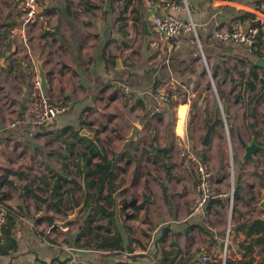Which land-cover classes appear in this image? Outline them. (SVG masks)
Returning <instances> with one entry per match:
<instances>
[{
    "label": "crops",
    "instance_id": "obj_1",
    "mask_svg": "<svg viewBox=\"0 0 264 264\" xmlns=\"http://www.w3.org/2000/svg\"><path fill=\"white\" fill-rule=\"evenodd\" d=\"M171 1L180 3L38 0L41 18L24 29L18 0H0V195L11 213L5 229H10L15 240V245L5 243L0 230V246L4 245L0 264H202L204 256H211L212 264L220 261L228 227V258L243 259L242 250L253 245V251L244 260L264 264L263 246L252 244L256 236L246 237L239 230L243 218L249 222L256 218L258 210L264 211L259 206L264 177L253 174L252 168L258 164L253 157L252 161L244 160V156L237 161L240 183L236 196L234 184L228 187L226 175L216 165L215 187L225 194V199L196 209L191 168L175 158L167 161L169 177L166 171L156 173L152 170L156 159L142 143L153 132L146 128L147 124L163 115L152 113L156 102L145 93L149 87L162 85L170 78L188 82L193 89L196 85H208L205 65L216 78L221 71L228 76L231 68L247 73L251 65L264 67V32L259 40L255 39V47L220 41L215 36L216 31L235 22L243 27L251 24L252 20L241 18L246 14L255 18L253 12H258L264 16V0H185L200 49L192 33L184 32L168 40L151 31L149 18ZM143 20L149 25L147 33ZM257 52L261 57L255 55ZM34 59L46 72L47 92L68 102L67 112L45 126L34 125L30 120L32 70L37 73ZM122 87L128 88V95H123ZM212 106L203 107L205 119L215 114ZM231 112L228 116L232 134L245 147L243 112ZM144 114L147 118L139 136L124 149L132 124H138ZM164 114L169 115L165 108ZM65 127L85 130L93 134L86 138L97 137L101 144L102 139L109 140L111 146L119 144V150H113L111 155L105 152L109 158L118 157L114 184L119 185L118 194H123V201L117 205L119 210L116 207L117 224L123 236L135 239L129 242L130 252L125 249L117 255L110 249L85 247L80 243V235L72 234L69 226L62 229L54 225L55 221L50 226L47 219L53 215L42 202L33 199L27 179L16 175L25 174L23 168L34 159L32 149H41L48 132L64 136L59 131ZM218 130L219 127L211 135L207 151H212L213 145V150H223L224 144L219 147ZM67 134L71 142H76L71 133ZM172 134L168 132L164 143L156 137L151 141L162 148L167 143L175 146L178 137ZM135 148L144 154L142 160L133 159ZM228 188L233 189L231 208ZM112 210L113 207L109 209ZM260 216L264 218V212ZM104 223L103 234L113 235L112 221Z\"/></svg>",
    "mask_w": 264,
    "mask_h": 264
},
{
    "label": "rangeland",
    "instance_id": "obj_2",
    "mask_svg": "<svg viewBox=\"0 0 264 264\" xmlns=\"http://www.w3.org/2000/svg\"><path fill=\"white\" fill-rule=\"evenodd\" d=\"M258 22L260 23L264 31V21L262 20ZM262 55H264V52ZM240 66L242 67V64H240ZM241 73H243V71H238L237 69L231 68V70H229L228 76L226 71H221V73L219 74L220 76L216 78L214 77L213 71L210 70V80L205 69V75L207 77L206 81L208 85L205 84L202 87H199L198 85H196V87L193 86L194 89H191L189 102H183L186 103L184 104L186 120L183 121V126L185 127L186 134L183 132H177L178 134L182 135L183 138H180L174 134L177 123L175 102L171 103L172 111L169 115L166 116L163 109V111L161 112L163 113V115H160V117L158 119H155L153 123L151 122L147 124L146 128H152L153 132L149 137L147 136L146 141H143L142 143L146 144V146L151 150V154L153 155L154 159H156V162L153 163L152 170H154L156 173H164V163H167V161L169 162V160L175 158L182 159L186 163V166L190 169L184 155L185 146L188 144L195 155L201 158L203 157L202 159L207 164L209 170L213 174L214 179H216V176L218 175V173H216L217 165L220 167L217 169L222 174L226 175V182L229 184L228 187L230 188L232 183L235 184L236 177L239 176L237 161L243 158V154H245V147L239 145L238 138H236V136L232 134L231 122L228 116L232 113L231 109L236 110L237 113L243 112V131L247 130V133H244V136L242 137V139L245 140V146L250 145L251 140L255 139L256 143L259 146L264 147V95L260 94L254 100V103H252L254 99L253 96L260 92L261 84L258 81L254 82L255 91H250L246 86L240 85L239 81H241ZM258 74L260 79L264 80V67H260L258 69ZM234 78L235 81L233 82ZM193 90L194 94H192ZM232 101L235 104H233ZM212 102L214 103V106H212ZM244 104L248 105L249 107L252 106L254 115L251 116L248 114L247 108L244 107ZM204 106L214 107L215 114H211V118L205 119L203 113L204 111H202ZM166 111L169 113L168 110ZM215 115L221 118V123L217 126V129L219 127L218 143L219 147L223 144L224 147L223 150L219 149L218 151H215L213 150L215 147L213 145L211 146L212 151H207L210 143L208 144L207 148L203 147L201 144L203 135L206 130L204 122H212ZM252 117L254 120H252ZM251 121L252 124L250 125ZM169 131H172V135H174L176 138L178 137L177 145L172 146L171 143H167L164 148L166 149L165 152L158 151V149L163 148L160 147V145H158L156 141L152 143L151 140L153 138L155 139L156 137V139L160 138L161 143H164V138L167 137ZM69 136V134L61 136L56 132H48L47 137L42 142L41 149H32V154L34 156L33 161L30 162L28 166L26 165V167L23 168V171L25 172L23 177L27 179L28 183L31 186L33 199L36 202H42L41 204L46 207L47 212L53 215L52 218L55 222H63L70 214H72L74 208L78 207L80 203H83L84 207L86 201L88 203L91 201V198L85 194V190L80 187V176L74 165L75 157L69 151L68 143L72 141L70 140L71 138ZM71 137L74 138L73 136ZM102 141L103 144H100L103 147L104 151L109 153V155L112 154L113 150H119V144H116V146H111L109 140L105 141L104 139H102ZM76 148L79 149V146L77 145ZM232 148H236L238 149V151L234 152ZM77 149H74V151H76ZM132 152L133 159L138 158L142 160V158L144 157L141 149L138 150L135 148ZM252 157L253 160L257 161L258 163L252 168L253 174L259 175L263 178L264 151H255L253 152ZM21 158L22 161H24V157L21 156ZM119 170L117 171V173L119 172ZM190 170V176H193L195 178L196 183L195 174L193 173L192 169ZM56 174H61L62 176H64V178L60 180L63 187L62 202L59 203V209H55L50 205L51 202L56 201V197L51 198L49 200L50 203L49 201L44 202L49 199V190L54 186V183L57 180ZM43 182L49 184V190L44 186ZM229 188V193H227V195L230 194L231 189L229 190ZM114 189L120 191L119 185L115 184ZM68 190L71 192V195L67 193ZM93 192L94 191L91 190L89 194L93 195ZM33 194L38 196L41 200L35 199ZM117 195L118 196L115 199L116 201H118V205L123 201V194ZM249 196L250 199L253 198L251 194ZM100 204L107 207V203H105L104 200H101ZM107 209L109 210L110 208ZM117 210H119L118 206ZM85 211V208L81 209L76 220L71 225H69V231H71L72 234L77 233L76 235H80V243L83 245L87 244L92 248L97 243L95 239L96 233H104L105 229L99 231L97 228H93L90 233H86L83 236L80 225L83 221ZM90 215L92 216V223L95 227L96 225H105V220L99 219V215L95 214L94 211H92ZM106 226L107 229V222Z\"/></svg>",
    "mask_w": 264,
    "mask_h": 264
},
{
    "label": "built area",
    "instance_id": "obj_3",
    "mask_svg": "<svg viewBox=\"0 0 264 264\" xmlns=\"http://www.w3.org/2000/svg\"><path fill=\"white\" fill-rule=\"evenodd\" d=\"M165 8L168 9L167 13H157L149 18L150 29L153 33L164 37L165 39L172 40L179 37L184 32L193 34L195 42L200 49L199 40L194 23L191 21L189 10L185 0H180V3L166 2ZM18 7L20 9V21L22 27L28 28L41 18L40 7L38 0H18ZM175 12H180L182 16H186L187 20H184L181 15ZM255 16L248 26L243 27L239 22H235L229 27L216 31L215 36L220 41L235 42L243 44L247 47H255V39L260 32H264L262 26L258 21H264V16L260 13L253 12ZM255 23L257 26H252ZM203 60L204 57L201 56ZM206 72L211 80V74L208 67L205 65ZM32 86H31V117L30 120L34 125L45 126L56 120L59 116L63 115L68 110V102L63 97H53L49 93L41 91L39 87V81L35 71L33 72ZM191 85L189 83H182L175 78H170L166 83L158 85L157 87L151 86L146 90V95L154 99L156 104L152 109L153 114H159L163 111L165 104L175 102L176 110V122L177 112L180 106H184V101L189 102L191 95ZM123 95H128L129 90L126 87H122ZM186 112L184 120L186 119ZM185 124V123H184ZM177 127V123H176ZM182 132L185 133V127L183 126ZM176 136L183 138L175 130ZM186 134V133H185ZM184 155L189 167L192 169L196 177L195 190L197 193L196 209H201L207 204L215 202L220 199H225V194L221 193L215 188V179L213 174L209 170L207 164L201 157H198L192 152V149L187 144L184 149ZM230 208L233 204V189L230 190L228 196ZM8 209L0 201V230L3 225L6 224ZM228 237L229 227L226 231V236L222 250L220 252V263L224 264L228 258ZM213 261L211 256H204L201 258L202 264H210Z\"/></svg>",
    "mask_w": 264,
    "mask_h": 264
},
{
    "label": "trees",
    "instance_id": "obj_4",
    "mask_svg": "<svg viewBox=\"0 0 264 264\" xmlns=\"http://www.w3.org/2000/svg\"><path fill=\"white\" fill-rule=\"evenodd\" d=\"M241 18L245 19L248 18L250 20H254L253 15L246 14L242 16ZM258 25V23H257ZM255 24H252V26H257ZM262 37L261 32L256 37L257 40H259ZM256 56L261 57L260 53H255ZM240 62L244 63V61L241 59ZM245 65V64H244ZM258 66L251 65L247 73H241V81H239L240 85L246 86L250 91H255V83L256 81L260 82L261 89L260 92H258L256 95L253 96V101L260 95H264V80H261L258 74ZM235 80H233L234 82ZM154 87H157L154 85ZM49 93V92H47ZM244 107L247 108V112L249 115H254V112L252 110V106H248L244 104ZM164 108L169 111V114L172 111V104L168 103L164 105ZM246 119V116H245ZM250 126V125H249ZM248 127V126H247ZM71 133L72 136L75 138L76 142H70L69 145V151L70 153L75 157L74 165L79 173L80 176V187L85 190V194L91 198V201L88 203L85 202V205L83 208H85V213L83 216V221L80 225L82 235L84 236L86 233H90L93 228H97L99 231L103 230V224L96 225V227L93 225V219L90 213L92 211L95 212V214L99 215V219L102 220H111L113 223L114 228V234L113 235H104L103 233H96V241L97 243L94 245L95 250L98 249H110V251H114L117 255L121 254L125 249L131 251L129 248V242L134 241L135 239L131 238L130 236H123L122 233H120L119 227H118V217L116 210L117 207V201L114 199L113 195L116 193L117 189H114V178H115V170L117 169L116 161L117 157L114 155L112 157H108L106 152L104 151L103 147L101 146L99 140L97 137H94L93 139H88L86 137H82L79 135L80 130L74 131L72 127H65L64 129H61L59 131L60 134L65 135L67 133ZM77 145L79 146V149H77ZM74 149H77L74 151ZM203 158V157H202ZM164 168L166 171V177H169L170 173V165L168 163H164ZM19 177H23L24 174L21 172L16 173ZM57 180L54 183V186L49 190V184L46 182H43L44 186L49 190V199H47L44 202L49 201L51 198L56 197L55 202L49 201L50 205L55 208L59 209V203L62 202V183L60 180L64 178L61 174H56ZM240 183L239 176L236 177L235 184H234V193L235 196L237 194V188ZM11 184V182H9ZM163 189H165L163 187ZM93 190V195H90V191ZM67 193L71 195V192L68 190ZM34 198L37 200H41L38 196L33 194ZM104 200L105 203H107V207L105 205H101L100 201ZM0 201H2V197L0 195ZM112 211H109L107 208H112ZM7 208V207H6ZM8 211V210H7ZM264 211L258 210L256 218H252L249 222H246V219L243 218L242 224L239 227V230H242L245 232L246 237H250L255 235L256 237L253 239L252 244H260L263 246L264 251V218L260 216ZM11 213L8 211L7 217L10 218ZM54 220L53 218L47 219V223L51 226L53 224ZM6 224L2 226L1 228V235L4 237L5 243H11V245H15V240L12 238L10 229H5ZM129 230V229H128ZM128 241V242H127ZM83 246H88L83 245ZM239 246H243V243H240ZM4 245L0 246V252H4ZM3 250V251H2ZM253 251V245H248L242 250V256L243 259L235 261L230 258H227L225 260L224 264H252L253 259L250 260H244L247 253H250ZM45 264V263H40ZM53 264V262L51 263ZM61 264H67V261L62 262ZM117 264H135L131 262H118ZM212 264H221L219 262H215Z\"/></svg>",
    "mask_w": 264,
    "mask_h": 264
},
{
    "label": "water",
    "instance_id": "obj_5",
    "mask_svg": "<svg viewBox=\"0 0 264 264\" xmlns=\"http://www.w3.org/2000/svg\"><path fill=\"white\" fill-rule=\"evenodd\" d=\"M158 11L160 13H167L168 9L167 8H164V9L158 8ZM182 18L184 20H187L186 16H182ZM143 27H144V31L147 33L148 29H149V25H148V22L146 20H143ZM34 62L36 65V72H37L36 75H37V78L39 81V87H40L41 91L47 92L48 91V83H47V79H46V72L43 70L42 64L37 59H34ZM146 118H147V114H144L140 118L138 124H132V132L128 137L125 138V143H124V147H123L124 149H126V147L139 136L140 128L142 126H144ZM220 123H221V118H219L217 115L214 116L212 122H210V123L205 122L206 130H205V133L203 135L202 142H201L203 147L208 146V144L210 142L211 135L216 132L217 126ZM80 135L85 136V137H93V134L88 133L85 130H81ZM256 150L264 151V147L259 146L256 143L255 139H252L250 145L245 146L244 160L252 161L253 152ZM158 151L165 152L166 149H164V148L158 149ZM119 192L120 191H116V193L114 194V197H116ZM259 206L262 209H264V193H262V199L259 203ZM82 208H83V203H80L78 207L74 208L72 214H70L66 218V220H64L63 222H55L54 225L57 227H60L62 229L67 228L69 225H71L76 220V218L79 215Z\"/></svg>",
    "mask_w": 264,
    "mask_h": 264
},
{
    "label": "bare ground",
    "instance_id": "obj_6",
    "mask_svg": "<svg viewBox=\"0 0 264 264\" xmlns=\"http://www.w3.org/2000/svg\"><path fill=\"white\" fill-rule=\"evenodd\" d=\"M184 111H185V107L183 106L179 109V112H177L178 122H177L176 131L179 133L182 132Z\"/></svg>",
    "mask_w": 264,
    "mask_h": 264
}]
</instances>
